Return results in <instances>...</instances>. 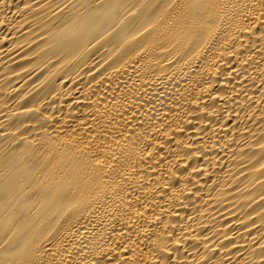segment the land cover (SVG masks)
Returning a JSON list of instances; mask_svg holds the SVG:
<instances>
[{
  "label": "bare ground",
  "instance_id": "obj_1",
  "mask_svg": "<svg viewBox=\"0 0 264 264\" xmlns=\"http://www.w3.org/2000/svg\"><path fill=\"white\" fill-rule=\"evenodd\" d=\"M0 264H264V0H0Z\"/></svg>",
  "mask_w": 264,
  "mask_h": 264
}]
</instances>
